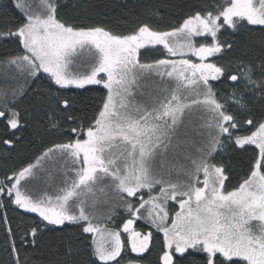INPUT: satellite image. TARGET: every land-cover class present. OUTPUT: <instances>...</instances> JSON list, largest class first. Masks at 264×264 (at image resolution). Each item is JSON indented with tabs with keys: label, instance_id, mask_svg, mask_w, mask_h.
<instances>
[{
	"label": "snow or ice",
	"instance_id": "obj_1",
	"mask_svg": "<svg viewBox=\"0 0 264 264\" xmlns=\"http://www.w3.org/2000/svg\"><path fill=\"white\" fill-rule=\"evenodd\" d=\"M62 7L60 0L0 6V45L15 44L0 53V66L23 79L11 96L0 94V143L14 146L34 112L49 117L51 130L69 126L66 142L0 179L7 254L0 264H28L21 248L57 233L65 259L55 264H120L129 249L136 258L128 264H143L154 246L156 264L188 257L187 264H264V35L258 63H219L233 48L225 34H264V0L205 4L168 30L76 23ZM142 50L163 58L143 62ZM85 52L81 71L75 65ZM222 79L234 82L230 95L212 83ZM75 90L98 94L81 106ZM225 157L240 159L231 191ZM13 206L38 219L13 225ZM102 206L106 216L97 215ZM117 209L125 214L119 223ZM140 220L148 231L137 230ZM69 228L82 247L65 239Z\"/></svg>",
	"mask_w": 264,
	"mask_h": 264
},
{
	"label": "trees",
	"instance_id": "obj_2",
	"mask_svg": "<svg viewBox=\"0 0 264 264\" xmlns=\"http://www.w3.org/2000/svg\"><path fill=\"white\" fill-rule=\"evenodd\" d=\"M62 5L61 15L64 19L74 20L76 23L90 24L103 23L106 27L115 31H125L135 27L139 23H151L154 27L162 30H168L176 26L186 15L191 11L208 4L212 5L214 2H222V0H60ZM12 0H2L0 6L11 5ZM262 35L259 31L246 32L241 31L225 34L222 39H228L233 43V48L230 52L224 54L219 59V63H227L235 61L238 58H243L246 61H253L258 63V56L261 51ZM15 47V44L9 42L6 45H0V53H4ZM143 52L142 61L152 62L154 59L163 58L159 52L147 51ZM231 74H236L233 71ZM19 83H23L21 78L17 80V74L12 69H6L0 66V94L7 92L11 96L13 88H17ZM218 90H221V95H230L233 91L230 81L222 79L219 82H212ZM43 86V82H39ZM37 83H31L30 88L36 89ZM90 88H97L98 86H89ZM80 93L83 104H91L93 99L97 96L96 91L85 92L84 90H75ZM239 95V92H237ZM31 94H29V98ZM252 105L250 104V107ZM28 102L25 101L21 108H28ZM31 111V109H29ZM260 106L256 104L254 112L259 113ZM247 118V117H245ZM53 119H59L54 117ZM62 127L56 130L50 129L49 117L43 111L34 112L33 115L27 119L26 126L16 133V136L21 137L14 146H7L0 143V179L6 175H10L13 170H18L21 166L26 165L27 162L34 161L35 157L40 155L46 148H50L55 143L66 142L67 137L63 135L64 132L69 131V126L63 124ZM250 127V126H249ZM3 129H0V138H2ZM243 132V129L240 130ZM219 159V158H218ZM225 162L230 163L231 171L229 180L227 182V190L231 191L234 187H238L241 180L240 159L228 161L225 157ZM146 196V195H145ZM171 214L177 211V207L172 206ZM120 215L114 219L116 223L120 222V216L125 215L122 209H117ZM4 214V210L0 209V215ZM100 214L104 215V211ZM7 215L12 219L13 225L19 223L21 219L31 220L38 219L35 214L25 213L20 209L8 210ZM109 227H115V224L109 223ZM137 230L148 231L150 226L143 221L136 223ZM154 241L162 239V235L155 232ZM57 234H48L45 236L43 243L36 249L24 245L21 248V258L27 259L28 264H34L37 260H42L45 264H55L57 260H63L65 246L63 243H57ZM65 239L73 241V248L82 247L76 238L75 230L69 228L65 232ZM4 233L0 232V259H5L7 254L3 251ZM17 245L20 246V241L17 239ZM59 250V251H58ZM158 253V246L153 247L151 254L146 255L143 264H156ZM136 258L129 250L120 264H128L130 259ZM83 259V257H78ZM119 259V258H118ZM188 257L182 264H187V261L192 260Z\"/></svg>",
	"mask_w": 264,
	"mask_h": 264
},
{
	"label": "rangeland",
	"instance_id": "obj_3",
	"mask_svg": "<svg viewBox=\"0 0 264 264\" xmlns=\"http://www.w3.org/2000/svg\"><path fill=\"white\" fill-rule=\"evenodd\" d=\"M2 3V0H0V4ZM143 51V50H142ZM87 59H88V53L87 52H85L83 55H82V57H81V59L79 60V61H77V63H76V65H75V67L78 69V70H86V68H87V63H86V61H87ZM210 60H212V59H216V58H209ZM231 82V81H230ZM231 83H234V82H231ZM254 147V146H253ZM146 191V190H145ZM145 199H147V195L144 197ZM171 205L172 206H174V207H177V211L179 210V208H178V205H176L174 202H170V208H169V211H170V214H171V210H172V207H171ZM23 211V210H22ZM104 211V216H106L107 215V213H108V211H109V208L108 207H100V208H98L97 209V215H103V214H100L101 212H103ZM31 214V213H30ZM33 214V213H32ZM141 222L143 221V220H140ZM138 222V221H137ZM144 223H145V221H143ZM129 252H130V249H129ZM131 253V252H130ZM135 255V254H134Z\"/></svg>",
	"mask_w": 264,
	"mask_h": 264
}]
</instances>
